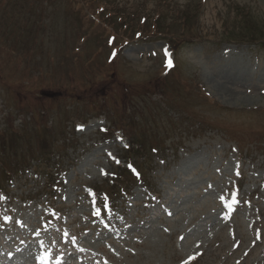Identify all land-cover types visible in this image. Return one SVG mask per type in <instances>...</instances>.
Instances as JSON below:
<instances>
[{
	"label": "rangeland",
	"instance_id": "374dc122",
	"mask_svg": "<svg viewBox=\"0 0 264 264\" xmlns=\"http://www.w3.org/2000/svg\"><path fill=\"white\" fill-rule=\"evenodd\" d=\"M46 252L264 264V0H0V264Z\"/></svg>",
	"mask_w": 264,
	"mask_h": 264
},
{
	"label": "snow or ice",
	"instance_id": "6c2138e0",
	"mask_svg": "<svg viewBox=\"0 0 264 264\" xmlns=\"http://www.w3.org/2000/svg\"><path fill=\"white\" fill-rule=\"evenodd\" d=\"M114 39V38H113ZM166 54H167V50H166ZM168 65L169 67L172 66V61L171 59H169L168 61ZM129 167H131V165H129ZM106 174V173H105ZM138 175V174H137ZM97 214H99V211L97 212ZM6 219H10L8 217H6ZM65 236H68V233L65 232L64 233ZM72 242L75 243L76 242V238L73 237L72 238ZM43 243V242H41ZM80 251H84V249H79ZM51 256H52V253L51 252H46L44 256L40 257V259L42 260L43 264H48V261L51 259ZM62 261H63V254H61L59 257H57V264H62Z\"/></svg>",
	"mask_w": 264,
	"mask_h": 264
},
{
	"label": "trees",
	"instance_id": "16d2710c",
	"mask_svg": "<svg viewBox=\"0 0 264 264\" xmlns=\"http://www.w3.org/2000/svg\"><path fill=\"white\" fill-rule=\"evenodd\" d=\"M249 43V42H248Z\"/></svg>",
	"mask_w": 264,
	"mask_h": 264
}]
</instances>
